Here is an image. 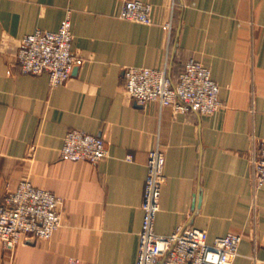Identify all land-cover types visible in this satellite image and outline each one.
Returning a JSON list of instances; mask_svg holds the SVG:
<instances>
[{
	"label": "crops",
	"instance_id": "crops-1",
	"mask_svg": "<svg viewBox=\"0 0 264 264\" xmlns=\"http://www.w3.org/2000/svg\"><path fill=\"white\" fill-rule=\"evenodd\" d=\"M151 24L120 17L124 0H0V199L22 179L60 199L49 240H0V264H137L149 153L161 146L166 183L155 230L205 229L209 241L242 236L233 264H264V187L252 156L264 141V0H142ZM70 15L77 64L63 85L23 74L21 38L58 30ZM189 59L220 87L213 114L137 104L124 69L168 66L178 80ZM71 129L102 136L108 156L62 157Z\"/></svg>",
	"mask_w": 264,
	"mask_h": 264
},
{
	"label": "built area",
	"instance_id": "built-area-1",
	"mask_svg": "<svg viewBox=\"0 0 264 264\" xmlns=\"http://www.w3.org/2000/svg\"><path fill=\"white\" fill-rule=\"evenodd\" d=\"M120 17L151 24V5L142 0H124ZM73 40L70 15L58 30L38 29L24 35L17 51L21 72L46 73L51 86L65 84L77 64ZM124 77L126 92L140 105L158 102L160 106H172L175 112L198 114H213L222 106L220 87L211 70L195 59L185 63L178 80L171 77L168 66H128ZM61 154L68 160L96 163L108 156V148L102 136L71 129L64 137ZM251 162L254 185L264 187V141L255 148ZM166 180L165 154L158 145L149 153L147 162L137 264H233L239 255L240 234L229 232L209 241L207 230L190 225L179 226L171 234L155 230ZM62 221L57 194L29 179L21 180L0 199V240L9 252L21 243L51 239Z\"/></svg>",
	"mask_w": 264,
	"mask_h": 264
},
{
	"label": "rangeland",
	"instance_id": "rangeland-1",
	"mask_svg": "<svg viewBox=\"0 0 264 264\" xmlns=\"http://www.w3.org/2000/svg\"><path fill=\"white\" fill-rule=\"evenodd\" d=\"M23 180V179H22Z\"/></svg>",
	"mask_w": 264,
	"mask_h": 264
},
{
	"label": "water",
	"instance_id": "water-1",
	"mask_svg": "<svg viewBox=\"0 0 264 264\" xmlns=\"http://www.w3.org/2000/svg\"><path fill=\"white\" fill-rule=\"evenodd\" d=\"M75 69V68H74Z\"/></svg>",
	"mask_w": 264,
	"mask_h": 264
}]
</instances>
